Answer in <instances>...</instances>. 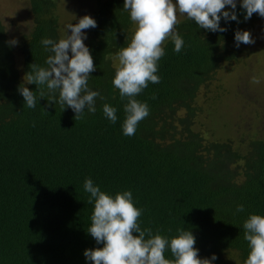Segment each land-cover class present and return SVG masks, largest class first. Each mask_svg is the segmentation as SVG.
<instances>
[{
	"label": "trees",
	"instance_id": "16d2710c",
	"mask_svg": "<svg viewBox=\"0 0 264 264\" xmlns=\"http://www.w3.org/2000/svg\"><path fill=\"white\" fill-rule=\"evenodd\" d=\"M63 1L28 0L30 23L15 38L0 17V264H92L84 251L103 245L87 232L94 204L87 202L86 178L113 197L130 190L143 210L142 229L171 238L183 228L194 235L200 258L215 254L212 264H244L249 247L243 223L250 214L264 215V135H250L242 145L207 138L197 127V99L240 51L235 31L252 37L264 18L254 13L245 21L236 0L239 23L221 18L225 32L180 19L176 31L184 46L176 53L174 42L163 43L160 82H149L136 97L150 114L135 135L125 136L127 100L112 83L114 57L132 35L124 0H96L88 13L97 23L85 30L84 41L96 67L88 87L100 93L95 113L86 108L84 118L75 120L71 108L49 103L46 87L44 99L37 93L36 107L29 109L18 92L30 64L47 67L51 53L41 40L62 37ZM12 39L18 44L9 45ZM105 103L117 109L115 124L104 116ZM164 255L172 258L170 249Z\"/></svg>",
	"mask_w": 264,
	"mask_h": 264
},
{
	"label": "clouds",
	"instance_id": "9594fccd",
	"mask_svg": "<svg viewBox=\"0 0 264 264\" xmlns=\"http://www.w3.org/2000/svg\"><path fill=\"white\" fill-rule=\"evenodd\" d=\"M226 6H230L231 11L224 10ZM236 7V0H175V3L173 0H124L123 9L130 13L133 25L132 35L127 46L117 53L112 83L119 90L121 99L127 100L122 123L125 136L135 135L139 122L150 114L148 104L136 97L149 82H160L156 73L158 61L165 55L163 43L169 39L174 42L176 53L184 46V40L176 31L177 13L194 21L200 29L225 32L227 29L220 26L221 18L239 23ZM241 8L246 13L245 21L254 13L264 18V0H241ZM65 27L66 34L58 41L41 40L45 50L51 53L45 62L47 67L30 64V71L24 76V83L18 86V92L24 98L25 107L34 109L38 96L44 99L46 87L50 104L59 103L63 109L71 108L74 119L81 120L86 108L89 113H95V98L100 96L98 91L88 87V78L96 67L84 44L87 39L84 30L96 28L97 23L91 16L84 15L78 23H69ZM234 39L237 48L241 43H255L249 31L236 30ZM8 43L16 45L18 41L12 39ZM25 78L26 84L36 85L35 92L25 86ZM253 82L259 83L255 77ZM116 112L115 107L103 105L104 116L113 124L117 121ZM83 187L90 194L87 202L94 204L87 232L98 245H103L84 251L85 258L92 264H212L217 259L215 254L210 259L199 257L191 231L178 228V234L168 238L153 234L151 228L142 229L138 221L143 210L134 205L130 190L117 192L113 197L94 185L91 178L85 179ZM236 211L243 212L244 206L238 205ZM243 229L249 247L244 264H264V215L250 214ZM169 249L171 259L164 255Z\"/></svg>",
	"mask_w": 264,
	"mask_h": 264
},
{
	"label": "rangeland",
	"instance_id": "374dc122",
	"mask_svg": "<svg viewBox=\"0 0 264 264\" xmlns=\"http://www.w3.org/2000/svg\"><path fill=\"white\" fill-rule=\"evenodd\" d=\"M95 2L63 1L60 9L62 36L66 34L65 26L78 23L79 18L88 15ZM177 15L178 20L185 17ZM0 17L9 23L12 38L17 37L30 23L28 0H0ZM12 20L15 24L10 25ZM262 26L252 36L255 43L242 44L236 57L224 63L208 86L201 90L197 101L202 111L197 116V127L207 138H230L242 145L250 135H264V24ZM114 62L118 63L117 56ZM254 77L259 83L253 82Z\"/></svg>",
	"mask_w": 264,
	"mask_h": 264
}]
</instances>
